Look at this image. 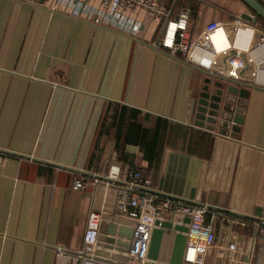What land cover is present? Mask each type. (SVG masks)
Returning <instances> with one entry per match:
<instances>
[{"label":"crops","instance_id":"crops-1","mask_svg":"<svg viewBox=\"0 0 264 264\" xmlns=\"http://www.w3.org/2000/svg\"><path fill=\"white\" fill-rule=\"evenodd\" d=\"M158 1L173 15L188 7L193 36L212 21L231 27L242 19L252 29L238 36L243 56L263 58L253 44L264 23L242 18L250 12L242 0ZM39 2L0 0V264H56L58 247L80 251L93 211L130 226L117 203L122 184L107 186L106 175L115 163L148 162L139 146L117 140L123 107L139 111L148 128L164 127L149 205L164 198L209 205L210 252L228 257L249 249L253 219L264 216V87L247 82L239 131L200 128L198 100L213 72L155 47L161 24L145 21L133 36L53 10V0ZM215 41L223 52L225 44ZM253 69L249 62L240 73L249 77ZM81 177L98 181L73 189ZM183 219L177 213L166 220ZM173 241L170 230L159 264L169 263Z\"/></svg>","mask_w":264,"mask_h":264},{"label":"built area","instance_id":"built-area-1","mask_svg":"<svg viewBox=\"0 0 264 264\" xmlns=\"http://www.w3.org/2000/svg\"><path fill=\"white\" fill-rule=\"evenodd\" d=\"M27 1L40 3L39 0ZM50 8L133 36L142 32L145 21L161 24L163 30L153 43L155 47L189 64L203 69L207 67L223 77L264 87V56L261 61H257L254 55L243 56V49L238 45L241 32L250 30L252 34L251 27L240 18L234 20L231 27L222 21H212L199 36H193L194 21L190 9L183 6L173 15L171 9L158 0H53ZM140 13H144V18H140ZM216 38L225 44L223 52L217 48ZM252 41L249 38V48ZM253 48L259 49L264 55V33L258 36ZM205 59L209 62L205 63ZM249 62L254 64V69L249 77L243 78L240 69ZM106 178L107 186L113 181L122 184L118 189L117 203L133 228L129 251L111 248L110 256L106 259L98 254V250L103 248L99 245V236L105 211H93L88 217L82 249L72 252L58 247L56 264H147L150 261L148 254L156 221L166 220L177 213L190 217L182 264H264V216L253 219L256 235L249 249L248 245L228 257L218 256L210 252L213 223L209 219V205L193 206L170 198L155 199L149 205L154 175L152 170L145 167L123 169L115 163L110 165ZM97 181L75 178L72 188H85ZM239 224L246 225V220H239ZM118 254L119 258L115 256Z\"/></svg>","mask_w":264,"mask_h":264},{"label":"water","instance_id":"water-1","mask_svg":"<svg viewBox=\"0 0 264 264\" xmlns=\"http://www.w3.org/2000/svg\"><path fill=\"white\" fill-rule=\"evenodd\" d=\"M242 1L250 8L249 13L241 15L242 18L254 23L259 18L264 20V4L260 0ZM210 76L211 78L207 79V84L200 93L194 124L211 131L217 129L221 134H227L230 129L239 131L240 125L243 123L242 109L246 103L244 101L246 98L245 89L250 88L251 84L235 81L216 73H210ZM189 222V216L184 217L183 222L177 224L171 220H157V226L153 230L150 242L148 254L150 261L147 264H159L163 241L170 230L174 231V241L168 264H182ZM132 236L133 228L131 226L104 220L101 224L99 245L126 252L130 249ZM98 254L110 256L109 251L98 250ZM115 256L120 257L119 254Z\"/></svg>","mask_w":264,"mask_h":264},{"label":"trees","instance_id":"trees-1","mask_svg":"<svg viewBox=\"0 0 264 264\" xmlns=\"http://www.w3.org/2000/svg\"><path fill=\"white\" fill-rule=\"evenodd\" d=\"M180 1L178 0V3ZM259 19L264 23L262 18ZM138 115L139 111L135 109L122 108L116 124L117 140L123 141L124 147L128 143L139 146L144 159L148 162V168L153 170L158 167L161 160L164 127L148 128L140 122Z\"/></svg>","mask_w":264,"mask_h":264}]
</instances>
